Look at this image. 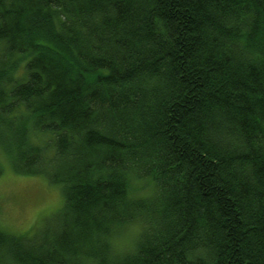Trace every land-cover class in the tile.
Masks as SVG:
<instances>
[{
	"label": "trees",
	"instance_id": "obj_1",
	"mask_svg": "<svg viewBox=\"0 0 264 264\" xmlns=\"http://www.w3.org/2000/svg\"><path fill=\"white\" fill-rule=\"evenodd\" d=\"M0 150L63 201L0 264H264V0H0Z\"/></svg>",
	"mask_w": 264,
	"mask_h": 264
},
{
	"label": "rangeland",
	"instance_id": "obj_2",
	"mask_svg": "<svg viewBox=\"0 0 264 264\" xmlns=\"http://www.w3.org/2000/svg\"><path fill=\"white\" fill-rule=\"evenodd\" d=\"M0 167V229L29 234L32 229L48 224L63 205L58 187L42 176L16 171L2 150ZM139 227L137 222L127 224L113 237L112 249L121 251L134 247Z\"/></svg>",
	"mask_w": 264,
	"mask_h": 264
}]
</instances>
